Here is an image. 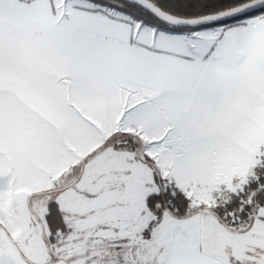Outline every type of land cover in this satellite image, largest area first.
<instances>
[{
  "label": "snow or ice",
  "instance_id": "obj_1",
  "mask_svg": "<svg viewBox=\"0 0 264 264\" xmlns=\"http://www.w3.org/2000/svg\"><path fill=\"white\" fill-rule=\"evenodd\" d=\"M0 264H264V0H0Z\"/></svg>",
  "mask_w": 264,
  "mask_h": 264
}]
</instances>
